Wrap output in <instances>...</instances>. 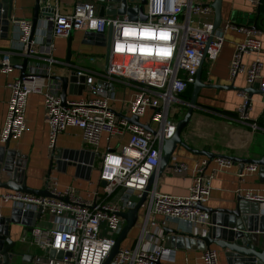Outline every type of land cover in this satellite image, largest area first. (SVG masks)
Wrapping results in <instances>:
<instances>
[{"label": "built area", "instance_id": "obj_1", "mask_svg": "<svg viewBox=\"0 0 264 264\" xmlns=\"http://www.w3.org/2000/svg\"><path fill=\"white\" fill-rule=\"evenodd\" d=\"M38 1L47 6L52 4V0ZM245 1L252 12L261 3V0ZM210 4L194 0H145L146 18L130 20L127 15L100 16L93 1L76 0L71 10H56L52 16L45 18L48 32L40 41L36 40L34 33L31 34L30 19L14 20L20 51L34 62L29 65L24 77L6 84L9 97L0 143L22 137L26 129L27 98L32 94L43 97L48 147L51 150L57 137L70 127L79 129L83 143L96 153L102 135L109 138L128 136L127 143L118 152L106 150L98 155L99 182L105 185L91 200L78 197L72 187L59 190L54 181L47 182L45 188L51 197L0 192L1 202H9L22 212L36 213L40 209L42 215L47 214L51 218L50 229H34L31 232V245L43 254L35 258L36 262L104 263L124 225L118 213L135 207L136 201L132 197L140 198L149 177L158 167L164 141L175 132L177 120L174 116L169 118L170 111L176 114L181 95L195 80L201 58L208 61L217 58L228 28L246 33L245 39L234 47L229 76L232 79L243 74L247 87H253L259 80L257 87L264 104L260 31L236 25L228 18L214 29V12ZM109 30L107 61L104 60L100 71L85 69L76 72L84 77L82 92L85 95L66 100L63 105L59 85L50 79L49 64L54 62L53 38L67 37L71 31H93L106 35ZM250 54L254 55L253 59L245 63L243 56ZM41 55H44L48 66L42 67L39 60L36 61ZM12 70L10 52L4 51L0 54V73L8 74ZM117 83L132 88V94L126 103L123 101L119 114L112 108L118 100ZM239 93L244 100L237 109V115L243 123L247 120L250 101L246 94ZM149 110L151 114L147 124L135 125L128 121V118L137 117L140 122ZM252 125L255 129L256 124ZM210 163L212 166L208 171ZM232 166L231 160L223 158L201 160L193 170L185 196L158 194L155 184L152 185L142 205V218L134 226L137 229L136 238L130 246H120L110 264H175V250L162 244L164 228L175 221L184 223L188 228L206 227L208 217L198 205H203L209 198L214 176ZM172 169L181 174L188 167L178 162L173 164ZM256 171V165L248 164L237 176L243 179ZM113 195L117 197L115 202L108 200ZM244 200L264 204V194L246 192ZM50 250L62 252V257L50 258ZM188 264H218L217 251L207 248L201 251L197 261Z\"/></svg>", "mask_w": 264, "mask_h": 264}, {"label": "crops", "instance_id": "obj_2", "mask_svg": "<svg viewBox=\"0 0 264 264\" xmlns=\"http://www.w3.org/2000/svg\"><path fill=\"white\" fill-rule=\"evenodd\" d=\"M76 0H52L50 5L54 6V11L66 12L71 10ZM96 4L95 0H91ZM36 0H12L11 17L13 21L6 35L1 36L0 31V54L4 51L10 52V61L13 70L8 74L0 73V131L6 114V106L9 97V91L6 86L7 82L18 78L20 71L15 65L21 64L23 55L20 51L18 42V28L14 22L17 19H30L33 17V9ZM43 4H41L42 6ZM144 9V5H143ZM242 14L253 15L251 7L245 0H223L222 2V20L230 19L234 14L237 17ZM105 16H115L106 12ZM46 17H39L35 28L34 37L40 41L43 34L48 32V23ZM261 16L258 18L257 27L260 30L258 38L261 41L262 51L260 58L263 66L260 74L264 76V20L259 23ZM86 31H72L70 42V68L65 66V57L67 54L68 37L53 38L54 49L52 55L54 62L49 64L50 75H62L67 71H84L91 69L100 71L105 60L106 48L91 36L86 35ZM246 33L233 28H228L224 33V42L217 58L213 61L204 60L202 65L201 79L205 84L213 85H230L235 87H247L243 74H238L234 78L229 76V63L234 51L236 43L245 39ZM252 54L244 55L243 61L249 63L253 59ZM42 67L48 66V62L44 55H41L36 61ZM34 61H30L29 64ZM259 80L254 83V88H258ZM132 88L130 86L117 83L116 96L117 102L112 104V108L116 113H120L123 101L129 100ZM68 95L67 100L84 96ZM262 95L254 93L250 97V106L247 112L246 122L238 120L237 109L242 104L244 97L236 89H217L214 87L201 88L197 97V107L186 129L181 134L182 146H177L176 151L169 161L167 167L161 176L155 181V191L158 194L185 196L187 189L191 183L193 170L203 159L211 161V157H235L244 160H253L258 158L259 154L264 150V104ZM187 101L181 96V103L177 105L174 119L182 118L186 112ZM181 108V109H180ZM151 110L147 111L144 118L140 119V123L145 125L149 121ZM256 128L253 129V125ZM25 125L26 129L22 137L16 141H10L9 147L25 159V174L27 176L26 184L31 189L44 190L46 183L54 181L59 190L72 187L78 197L83 200H91L98 194L101 183L99 182L100 158L99 154L106 150L118 152L120 148L127 143L128 136L120 138H109L102 135L97 152L85 145L81 138V131L75 127H70L61 133L55 142L56 151L72 152L77 159L87 160V156L83 152H90L94 155L92 169L87 172L82 169V164L77 166L65 165L57 169L53 166L50 175L47 176L49 170L51 149L48 147V126L45 122V112L43 107V97L41 95L32 94L27 98L25 109ZM1 145V143H0ZM200 152V154L198 153ZM90 157V156H88ZM214 159V158H213ZM212 159V160H213ZM183 162L188 169L181 173H175L172 169L173 164ZM212 166L210 163L208 167ZM239 163H233L229 170L218 172L211 182V193L203 206L208 209H227L233 210L238 203L244 206L252 205L244 200L246 192L264 194V174L257 171L245 178H239ZM7 190L0 189V192ZM116 195L108 198L109 201H116ZM136 201V197H132ZM260 206V214L264 215V204L258 203ZM14 206L0 200V217L9 218ZM143 207L138 213V222L141 220ZM51 218L47 214H43L39 220L35 222L34 229H50ZM206 227L198 226L196 228H188L184 223L175 221L170 222L164 229H171L187 234H204ZM129 237L128 241L122 243L121 246L128 247L133 239L137 236V229ZM132 231V230H131ZM129 236V233H128ZM135 236V238H134ZM31 232L22 225H10V240L15 243L13 256L10 264H45L43 261L36 262L35 258L43 256L30 243ZM167 235L163 231L162 244L165 246ZM210 248L217 251L218 264H227L224 252L212 245ZM175 250V264H188L197 261L200 250Z\"/></svg>", "mask_w": 264, "mask_h": 264}, {"label": "water", "instance_id": "obj_3", "mask_svg": "<svg viewBox=\"0 0 264 264\" xmlns=\"http://www.w3.org/2000/svg\"><path fill=\"white\" fill-rule=\"evenodd\" d=\"M97 3V14L102 16L106 12L109 13L113 10L112 14L127 15L128 19H145L146 17L142 13V4L145 0H95ZM222 2L223 0H212L210 6L213 8L214 19L213 27L217 28L222 21ZM11 5L12 0H0V31L1 36L6 35L10 23L13 21L11 17ZM54 6L42 5L36 0V4L33 9L32 17V31L35 32V28L38 23L39 17L52 16ZM249 15V14H248ZM261 16L259 23L264 20V13L260 11L259 5L255 10V14L249 15L252 19V23L243 25L250 29L261 30L257 27L258 18ZM232 20V19H231ZM236 25H242L234 23ZM71 32L67 35L68 46L67 54L65 57V66L67 68L72 67L70 61V42ZM86 35L91 36L97 40H100V44L106 48L105 60L108 59L109 54V40L110 30L107 34L97 33L93 31H86ZM210 39L207 41L209 44ZM23 55L21 64L15 65L20 71V78L26 75V71L29 68L31 57L26 54ZM204 57L201 58L199 66L196 71L195 80L192 84V90L189 100L185 103L186 112L184 116L175 122V132L173 136L164 141L162 146V154L159 159L157 169L151 174L147 181V185L140 198L137 200L133 209L127 212H120L118 216L123 219L124 225L117 236L114 245L104 261L103 264H110L114 256L119 252L122 242L126 239L128 233L134 228L139 210L142 208L144 201L146 200L147 193L155 184L157 178L161 176L163 171L169 167V161L172 155L176 151L177 146H182L181 134L186 129L194 109L197 107V97L201 88L214 87L217 89H236L238 92L247 95L248 102L252 94H261L258 88L244 87L238 88L233 84L230 85H213L205 84L201 79L202 65ZM50 79L56 82L60 88V99L64 105L67 96H81L84 90V77L77 75L76 71L70 70L62 75H52ZM128 121L135 125H140L137 117L128 118ZM147 130H150L148 126H145ZM9 140L0 145V189L26 193L41 197H51L50 194L44 190L31 189L27 186V176L25 174V159L20 156L16 150L9 147ZM87 156V160L77 159L72 156V152L63 150L56 151L53 149L50 154L49 170L47 176L53 166H57V169L64 167L65 165L75 166L77 169H81L77 166L82 164V169L86 172L93 167L94 155L90 152H83ZM200 154V152H198ZM90 156V157H88ZM223 158L231 160L233 163H239L240 171L244 166L248 164L256 165L259 168V172L264 174V150L259 154L258 158L253 160H244L235 157H223L214 156L213 158ZM77 163V164H76ZM47 184V183H46ZM105 183L101 182V186ZM252 205L244 206L243 203H238L233 210L227 209H208L203 205H198V208L206 213L208 217V224L204 230V234H187L178 232L171 229H164V233L167 235L165 247L176 250H200L203 251L210 246L214 245L224 252L227 260V264H264V215L260 214V206L258 203H250ZM42 216L39 209L36 213L27 211L22 212L18 208H13L11 216L9 218L0 217V264H10L13 256L15 255L14 246L15 243L10 240V225H22L28 228V232H32L35 226V222ZM50 258H61L62 252H56L50 250L48 252Z\"/></svg>", "mask_w": 264, "mask_h": 264}, {"label": "rangeland", "instance_id": "obj_4", "mask_svg": "<svg viewBox=\"0 0 264 264\" xmlns=\"http://www.w3.org/2000/svg\"><path fill=\"white\" fill-rule=\"evenodd\" d=\"M91 1V0H90ZM194 1H201V2H203V3H211L212 2V0H194ZM97 4V3H96ZM143 5H144V3L142 4V13H143V15L144 16H146L145 14H144V9H143ZM97 5H95V7H96ZM97 12V11H96ZM112 12H113V10H110L109 11V13H108V15H110V14H112ZM249 15L248 14H242L241 13V15L240 16H236V15H232L231 16V21L233 22V23H238V24H242V25H246V24H250V23H252V19H250L249 17H248ZM181 109V108H180ZM124 113H125V111H124ZM169 118H173V110H171L170 111V114H169ZM135 230H132V231H130L129 232V236L127 237V239L124 241V243L126 242V241H128V239H129V237H130V239H131V237H133L132 236V234H134L133 232H134ZM134 238H135V236H134Z\"/></svg>", "mask_w": 264, "mask_h": 264}, {"label": "trees", "instance_id": "obj_5", "mask_svg": "<svg viewBox=\"0 0 264 264\" xmlns=\"http://www.w3.org/2000/svg\"><path fill=\"white\" fill-rule=\"evenodd\" d=\"M259 7H260V11L264 13V0H261ZM191 90H192V85L188 86L187 89L184 91V93L181 95L182 98L185 99L186 101L189 100Z\"/></svg>", "mask_w": 264, "mask_h": 264}, {"label": "snow or ice", "instance_id": "obj_6", "mask_svg": "<svg viewBox=\"0 0 264 264\" xmlns=\"http://www.w3.org/2000/svg\"><path fill=\"white\" fill-rule=\"evenodd\" d=\"M161 38H164V37H161Z\"/></svg>", "mask_w": 264, "mask_h": 264}]
</instances>
